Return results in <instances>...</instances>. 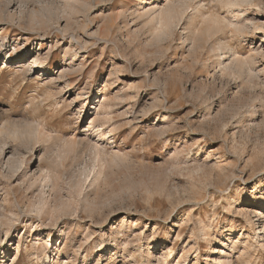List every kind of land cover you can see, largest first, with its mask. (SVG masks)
<instances>
[{
	"label": "rangeland",
	"instance_id": "374dc122",
	"mask_svg": "<svg viewBox=\"0 0 264 264\" xmlns=\"http://www.w3.org/2000/svg\"><path fill=\"white\" fill-rule=\"evenodd\" d=\"M67 1L0 0V264H264V0Z\"/></svg>",
	"mask_w": 264,
	"mask_h": 264
},
{
	"label": "bare ground",
	"instance_id": "6f19581e",
	"mask_svg": "<svg viewBox=\"0 0 264 264\" xmlns=\"http://www.w3.org/2000/svg\"><path fill=\"white\" fill-rule=\"evenodd\" d=\"M19 1V0H18ZM67 1V0H66ZM180 1V0H179ZM241 1V0H240ZM238 2L237 0L235 1V2H237V3H235V5L237 4V5H241V3L242 2ZM68 2V1H67ZM73 2V1H72ZM213 2V1H212ZM243 2H245L244 0H243ZM255 2V1H254ZM69 3H70V1H69ZM75 3V2H74ZM172 3V2H171ZM10 4H12V3H10ZM184 5H182V4H178V5H170L167 9H166V11L164 12L165 13V15H159L160 17H159V21H160V23H161V25H162V27L164 28V27H166V28H171V23L176 19V18H181L182 17V15H184V13H185V10H183L184 8L186 9V5H185V3H183ZM231 4H234V3H231ZM243 4V3H242ZM71 5V4H70ZM70 5H68V6H70ZM75 5V4H74ZM235 5H233L234 7H235ZM244 5V4H243ZM242 5V6H243ZM182 6H184V8L182 7ZM1 7H2V5L0 6V11H2V9H1ZM241 7V6H240ZM165 8H166V6H165ZM230 8V7H229ZM242 8V7H241ZM6 9V8H5ZM65 10V9H64ZM41 11H43V10H41ZM54 11V10H53ZM199 9L197 10V12L199 13ZM1 13V12H0ZM159 13V12H158ZM157 13V14H158ZM5 16V15H4ZM135 17V16H134ZM214 16H209V20L211 21V23H213V24H215V23H218V18L216 17V19H215V17L213 18ZM4 18V17H3ZM20 18V17H19ZM23 19V18H22ZM21 20V19H20ZM208 20V19H207ZM159 23V24H160ZM220 23V22H219ZM21 24V23H20ZM179 24V23H178ZM161 25H160V27H161ZM217 26V25H216ZM215 26V27H216ZM240 26V25H239ZM213 27V26H212ZM218 28V27H217ZM168 29V30H169ZM172 29V28H171ZM219 29V28H218ZM209 30H210V35L211 36H213L214 34H216V33H219L220 31H215L216 30V28H215V30H213L212 31V28H209ZM161 31V30H160ZM167 33H169V32H167ZM164 34L165 35H167L165 32H164ZM163 35V34H162ZM164 35V36H165ZM170 35H171V33H170ZM208 36H209V33L207 34ZM162 38H163V36H161ZM221 38V37H220ZM160 37H159V41H160ZM164 39V38H163ZM166 40V39H165ZM161 41H163V40H161ZM221 41V40H220ZM262 42H264V40L262 41ZM3 45H5V44H3ZM3 45H2V47H3ZM13 45V44H12ZM202 44H200V46H201ZM203 46V45H202ZM1 47V46H0ZM1 47V48H2ZM11 47V46H10ZM218 47V46H217ZM221 47V46H220ZM199 48V47H198ZM224 48V47H223ZM222 48V49H223ZM220 50H221V48H220ZM196 51V50H195ZM222 51V50H221ZM1 55L2 54H0V57H1ZM222 56V55H221ZM35 58L36 60L38 59V54L37 53H33L32 54V52H31V50H27L26 49V51H24V53H22V54H18V55H16V56H12L11 54H8V53H6V62L5 63H7V64H11V63H13V64H16V63H22V62H25L26 60H27V58ZM13 61V62H12ZM32 62H34V61H32ZM36 62H34V67H32L33 68V70L32 69H30V68H28V72L29 73H31V75H34V74H32V72H34V73H36V72H42L43 71V73L42 74H38V77H41V76H50L49 74L51 73L50 72V70H43V69H40L39 67V65H37V64H35ZM50 81V80H49ZM22 124V123H21ZM23 125V124H22ZM28 125V124H27ZM31 125V124H30ZM30 125H28L29 127L28 128H26L27 130H26V133H25V136L28 138H30V140L29 141H31V139L34 141V139L33 138H35V137H37L38 138V141L39 140H42L43 141V137H41V135L42 134H40V132H41V130H39V129H37L36 127L34 128V127H32V126H30ZM26 126V125H25ZM13 128V127H12ZM3 129V128H2ZM24 129V128H23ZM15 131V130H14ZM40 131V132H39ZM18 131H16V133H17ZM23 132H25V131H23ZM9 133V132H8ZM24 134V133H23ZM23 134H22V136H23ZM21 135V134H20ZM45 135V134H44ZM22 136H21V141H22V143L24 144V142L25 141H23L22 140ZM43 136V135H42ZM15 138V137H14ZM25 137L23 136V139H24ZM27 138H25V139H27ZM24 139V140H25ZM37 140V139H36ZM38 141H36V143H38ZM35 142V141H34ZM30 143V142H29ZM28 143V144H29ZM32 143V142H31ZM27 144V143H26ZM39 144V143H38ZM31 145V144H30ZM55 146V145H54ZM52 148H53V145H52ZM3 150V149H2ZM59 150V149H58ZM73 151V150H72ZM18 165V164H17ZM44 199V198H43ZM250 210V209H249ZM259 212V213H258ZM257 213L259 214V215H262V217H264V212H263V214H262V210H259ZM262 219V218H261ZM131 223V222H130ZM106 224V223H105ZM263 224H264V221H263ZM8 232V231H7ZM41 234H43L44 236L43 237H40V239L41 240H44V239H46V238H48L49 240L48 241H50L52 238H51V236H50V234H48V232L46 233H41ZM39 239V240H40ZM127 243H128V241H127ZM118 246H120L119 244H118ZM117 246V247H118ZM84 247V246H83ZM86 247V246H85ZM130 246L129 245H125L123 248H122V252L123 253H125L124 254V256L123 257H129V259L127 258V259H125V261L127 260L128 261V263L130 262V261H133V260H135L134 258H135V255H134V253H132V251H131V249L129 248ZM79 250H81V248L82 247H77ZM165 248H167V247H164V249ZM38 249L39 250H41V252H44L45 251V246L43 245V244H40L39 246H38ZM77 249V250H78ZM86 249V248H85ZM105 249V247H104V243H99V244H96V245H94L93 247H92V251H91V253L92 254H96L97 256H96V259L94 260V261H96V263H88L87 261L88 260H86L85 258L83 259V262H87L86 264H100L99 263V261H100V259H101V257H102V254H100L101 252H103V250ZM168 249V248H167ZM76 250V249H75ZM79 250H78V252H79ZM169 251H170V249H169ZM191 252V251H190ZM78 254V253H77ZM172 254V253H171ZM170 254V255H171ZM170 255H166L167 257L168 256H170ZM79 256V255H78ZM77 256V257H78ZM152 256V255H151ZM70 257V256H69ZM91 258V257H90ZM93 258V257H92ZM150 260V259H149ZM74 261V260H73ZM76 261H78L77 260V258H76ZM186 261V257H185V259H183V261H179V264H182L183 262H185ZM17 262H18V260H17ZM14 263V262H13ZM5 264H7L6 262H5ZM164 264H168V260H166L165 262H164ZM184 264V263H183ZM218 264H225L224 262H223V260H222V258L220 259H218Z\"/></svg>",
	"mask_w": 264,
	"mask_h": 264
}]
</instances>
